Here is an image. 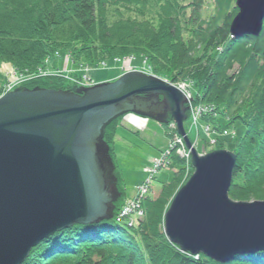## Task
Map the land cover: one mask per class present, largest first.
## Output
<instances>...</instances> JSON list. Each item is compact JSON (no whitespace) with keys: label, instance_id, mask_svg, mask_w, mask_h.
I'll return each instance as SVG.
<instances>
[{"label":"trees","instance_id":"1","mask_svg":"<svg viewBox=\"0 0 264 264\" xmlns=\"http://www.w3.org/2000/svg\"><path fill=\"white\" fill-rule=\"evenodd\" d=\"M236 1L0 0V68L9 63L31 73L60 52L79 64L81 59L110 63L120 51L136 55L148 50L154 72L174 61L175 72L164 70L166 78L189 81L197 90L194 104H210L220 115L215 119L209 112L202 121L221 133L235 134L217 138L219 149L237 156L230 199L264 201V30L259 38H231ZM141 40L147 42L145 48ZM67 86L53 78L25 88L60 91L69 90ZM121 120L103 134L113 157ZM173 161L180 170L162 183L156 199L145 201V214L136 226L116 219L125 195L118 175L122 199L111 218L55 234L24 264H218L203 255L196 259L182 253L165 234L166 212L189 172L184 160ZM227 264H264V252L238 256Z\"/></svg>","mask_w":264,"mask_h":264},{"label":"water","instance_id":"2","mask_svg":"<svg viewBox=\"0 0 264 264\" xmlns=\"http://www.w3.org/2000/svg\"><path fill=\"white\" fill-rule=\"evenodd\" d=\"M236 7L231 37H259L264 0H237ZM185 104L176 88L139 72L83 95L18 90L1 98L0 264H24L53 235L111 218L119 199L109 196L107 153L98 155L103 131L122 115L156 119L165 109L195 170L166 213L170 243L218 264L264 252V201L230 199L237 156L223 150L198 156L184 129Z\"/></svg>","mask_w":264,"mask_h":264},{"label":"rangeland","instance_id":"3","mask_svg":"<svg viewBox=\"0 0 264 264\" xmlns=\"http://www.w3.org/2000/svg\"><path fill=\"white\" fill-rule=\"evenodd\" d=\"M207 3L213 4V0H207ZM126 16L128 17V15ZM146 43L142 41L140 47L145 48ZM142 52L143 53L140 52L136 55H121L120 51L117 53L118 55H116L118 57L113 58L110 63H108V61L86 63L85 59H81L83 62L79 64L73 61L70 54L60 52L46 59L44 61V67L37 68V70L31 73L15 71V73L11 74V65L9 63H3L0 68L1 83L2 87L5 86L9 78H11V81H14L16 85L26 81L37 82L40 81V79L55 78L64 81L68 85L67 87L69 90L62 91L83 95L88 89L104 84L115 83L125 74L139 72L147 76H153L176 88L184 95L186 104L183 108L186 110L187 115L184 129L198 156L203 157L215 151H222L217 147V138L220 139L227 136L233 138L235 136L234 132L224 131L221 133L215 130L212 125L205 124V122L202 121L205 114L209 112H211V116L215 117V119L219 118L220 115L216 112V108L211 107L210 104L201 102L194 104L197 90L191 86L192 84L189 81L173 83L166 78V72L164 70H169V72L174 71V61L168 64L164 63L162 66L160 65V71L154 72L155 70L149 65V60L145 54H148L149 51L146 50ZM56 75L59 76L56 78ZM16 85H11V87L14 86V91L16 90ZM7 89L9 88H5V90ZM5 90H3L2 93ZM6 93L5 91V94ZM155 102L157 106H159L163 104L164 101L160 97ZM213 110L215 113L212 112ZM159 115L155 116L156 119H149L139 114L130 113L122 115L114 120L117 121L122 119L118 126L117 136L115 137V144L113 146L114 157L110 155V147L105 143L103 138L101 139L103 146H100L101 149L98 155L100 157L103 153V156H106L107 153L105 157L109 165L107 178L111 183L109 196L110 198L118 196L119 199L118 202L114 204L115 209L117 204L120 203L121 198L118 187V175L122 178L120 186L123 187L125 193L123 200H121V206L116 219L119 220V218H123V221L127 224L134 221L133 218L142 217V215L145 214L143 205L146 201V194L144 193L145 185L148 183V188H150L148 191H152L150 196L153 194V199H156L159 196L162 183L172 180L174 173L180 170L179 165L174 166V161L168 163L169 167L164 166L161 168L156 167L152 159L156 160V158L161 157V154L174 149H177L175 158H179V152L184 151L187 153L186 159L184 160L186 163L185 167L189 171L188 173L185 172L184 176H188L186 179L184 177V181L187 180L188 182L195 172L192 166V152L187 148L184 138L176 135H169L170 125L173 124L176 127L177 125L172 120L168 110L165 109L161 114L162 116ZM108 126L109 125H107V127ZM204 141L206 143L203 144ZM158 171L160 172L158 173ZM155 173H158L157 180H155ZM150 180H152V185H149Z\"/></svg>","mask_w":264,"mask_h":264},{"label":"bare ground","instance_id":"4","mask_svg":"<svg viewBox=\"0 0 264 264\" xmlns=\"http://www.w3.org/2000/svg\"><path fill=\"white\" fill-rule=\"evenodd\" d=\"M11 71H12L11 74H13V73H15V71H18V70H16L15 68L11 67ZM8 76H9V75H8ZM58 76H59V75H56V78H57ZM21 82H22V81H21ZM28 83H31V82H30V81H26V82H22V84H17V85H16L15 82H14V81H11V78H9V80H7V82H6L5 86H4V90H5V88H9V87H11L12 84H14V86L16 85V90H15V91H18V90H22V91H35V89L31 90V89L25 88V86H26ZM14 86H13V87H14ZM13 87H12V90H11L10 92H14ZM8 90H9V89H7V90H5V91L8 92ZM38 90H53V89H38ZM55 91H56V90H55ZM60 91H62V90H60ZM5 95H6V94L1 93V95H0V99L3 98ZM169 131H170V132H169V135H170V136H171V135H174V136L176 135V136H178V137H182V136L179 135L176 126H174L173 124L170 125V127H169ZM176 151H177V149L169 150L167 153L161 154V157H160V158H156V160H155V159H152L154 165H155L156 167H161V168H163L164 166L169 167L168 163H170V162L173 161V159L175 158ZM53 236H54V235H53ZM53 236H52V237H53ZM49 239H50V238H49ZM47 240H48V239H47ZM45 241H46V240H45ZM41 243H42V242H41ZM41 243H40V244H41Z\"/></svg>","mask_w":264,"mask_h":264},{"label":"built area","instance_id":"5","mask_svg":"<svg viewBox=\"0 0 264 264\" xmlns=\"http://www.w3.org/2000/svg\"><path fill=\"white\" fill-rule=\"evenodd\" d=\"M11 90H12V87H9L8 92H10ZM4 92H5V91H4ZM179 154L183 156V155H184V151H183V152H179ZM153 174H154V173H153ZM144 190H145L144 193L146 194V193H147V187H144Z\"/></svg>","mask_w":264,"mask_h":264}]
</instances>
